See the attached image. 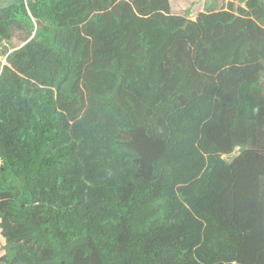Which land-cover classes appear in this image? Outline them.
Wrapping results in <instances>:
<instances>
[{
  "label": "trees",
  "instance_id": "16d2710c",
  "mask_svg": "<svg viewBox=\"0 0 264 264\" xmlns=\"http://www.w3.org/2000/svg\"><path fill=\"white\" fill-rule=\"evenodd\" d=\"M0 0V264H264V0Z\"/></svg>",
  "mask_w": 264,
  "mask_h": 264
},
{
  "label": "rangeland",
  "instance_id": "374dc122",
  "mask_svg": "<svg viewBox=\"0 0 264 264\" xmlns=\"http://www.w3.org/2000/svg\"><path fill=\"white\" fill-rule=\"evenodd\" d=\"M211 2L217 3L218 7L227 6L229 2H234L235 6L238 7L239 5H243L244 3H240L238 0H209ZM173 4V9L175 12L183 14L186 9L191 10V18L195 19L197 17V14L201 11H204L206 8L207 0H171ZM0 60L2 63H6L5 59L0 56ZM5 243V240L0 235V255L3 253V244Z\"/></svg>",
  "mask_w": 264,
  "mask_h": 264
}]
</instances>
